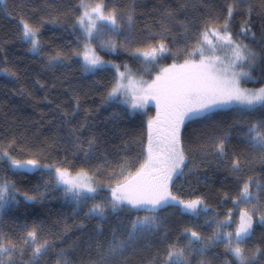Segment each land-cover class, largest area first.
<instances>
[{
  "label": "snow or ice",
  "instance_id": "6c2138e0",
  "mask_svg": "<svg viewBox=\"0 0 264 264\" xmlns=\"http://www.w3.org/2000/svg\"><path fill=\"white\" fill-rule=\"evenodd\" d=\"M0 5L10 20L19 17L16 38L52 75L51 83L37 78L34 86L51 91L59 85L58 95L67 97L42 98L54 105L43 140L39 129L31 137L0 133V264H47L46 257L54 264H192L195 256L197 264H214L209 252L221 244L222 264H264V0H230L223 17L212 14L210 0H201L198 7L208 11L192 19L184 0L162 4L155 9V31L136 29L137 0L111 7L108 0H78L63 19L55 14V0L29 15L25 0L14 2L12 11L7 0ZM236 14L245 18L233 33ZM46 24H59L73 39L46 40ZM121 55V63L106 58ZM74 62L82 78H93L87 90L67 72ZM112 70L111 80L96 79ZM93 91L100 103L86 107ZM149 105L155 115L147 118L145 141L144 121L137 120ZM37 123L43 126V118L32 126ZM112 138L121 140L124 153L118 169L107 158ZM61 143L65 158L53 160ZM209 169L226 174L222 187L231 185L220 198L221 204L231 201L226 213L201 196L184 198L176 187L186 177L207 180ZM37 174L36 183L22 190ZM53 200L70 205L72 213L62 228L58 218L56 231L45 232L40 215L51 212L43 206ZM167 209L173 212L162 215ZM176 214L208 216L211 235L193 225L171 240L168 217ZM258 226L260 243L252 247Z\"/></svg>",
  "mask_w": 264,
  "mask_h": 264
},
{
  "label": "trees",
  "instance_id": "16d2710c",
  "mask_svg": "<svg viewBox=\"0 0 264 264\" xmlns=\"http://www.w3.org/2000/svg\"><path fill=\"white\" fill-rule=\"evenodd\" d=\"M20 3L21 0H7L9 5V11H12L13 3ZM27 2L28 7L25 9V14H31V10L33 8H43L46 0H25ZM130 0H108L109 7L112 6V3L117 5H124L129 3ZM142 7L137 8V18L135 27L138 31H142L145 29V26L148 25L152 28L153 31L157 30L155 21L159 19V11L155 10L159 5H175L177 0H137ZM184 2L188 3L190 7L185 12V16L188 19H192L193 17L201 16V13L207 12L206 8H199V4L201 0H184ZM230 0H210L212 4V14L220 15L223 17L226 15V6ZM258 2V0H257ZM55 3L60 6L59 12L55 13L60 15V18L63 19V13L67 12L70 8H73L78 0H55ZM3 5H0L2 8ZM36 18H40V13L37 12ZM181 19L184 16L180 17ZM245 17L236 14L232 19V31L235 33L239 28L241 22ZM19 17L17 16L16 21L10 20L7 16L4 15L2 11H0V71L3 69H8L10 71H14L17 73L15 77L8 75L5 71L0 74V133L4 132L5 129H8L9 134L11 131L17 132H26V135L31 137L37 129L43 133L40 139L43 140L45 136L50 135V132L47 130V120L50 119V115H48L50 108L54 107V105L47 104L42 98L45 95L49 96V99L56 98L58 100L67 99V97L59 96L58 94L63 92V87L59 86L55 90H41L38 86H34V81L37 78H41L43 80H47L49 83L52 82L51 73L44 74V70L41 65L33 59L32 54L26 51V46L21 44V42L16 38V22ZM254 21L257 24V29L259 26V19L257 17H253ZM179 31L178 28L175 29ZM63 37V40H56L57 43H64L68 39H73V37L69 36L67 32H64L63 28L59 24H46L44 28V38L46 40H52L56 37ZM169 39H171L169 37ZM7 41V43H5ZM107 59H114L116 62L121 63L126 59L123 55L117 59L116 56H106ZM183 59V58H181ZM133 70L136 69V64L132 61H128ZM166 63H170L171 59L167 61H163ZM61 71H58L56 74L61 75ZM67 72L71 75L73 82H81L85 86V90L90 85L92 77H81V73L79 71V66L77 63H72L71 67L67 70ZM37 73H41V77L37 76ZM114 71L105 72L99 74L96 79H100L103 77L106 81L112 79ZM147 78V77H145ZM249 86H258L253 85L251 83ZM21 89L24 90V94L21 95ZM29 92H32L33 95L29 96ZM91 99L85 106L95 107L100 103V96L97 92L93 91L90 93ZM110 111V109H109ZM107 113L104 112L103 115ZM103 115H101V119H103ZM43 118L44 125L37 123L35 127L32 126L33 121H40ZM144 121V129H145V141L147 138L146 132V123L143 116L140 114L139 119L137 120V125H139V121ZM123 123V122H122ZM121 140L119 138H112L108 145V160L112 163L113 167H117L120 159L124 156V153L121 151ZM64 147L63 143H61L60 149L53 148L52 151V159L53 160H63L65 158V152L61 150ZM139 151V148L136 149ZM68 159L71 160L72 156L69 152L67 154ZM73 163L78 168L81 166L80 160H74ZM93 164L99 163L98 160L92 161ZM257 170H259L260 165L257 163ZM187 171V169H186ZM4 175V172L0 171V176ZM226 175L223 172H218L215 169H209L207 172L208 179H201L199 182L194 177H186L182 180L176 182V187L180 188V194L184 198L195 196L203 197L207 203L211 206V208L216 209L221 213H226L229 207H232L231 201L227 203L221 204L220 198L223 195V192L228 190L231 186L230 184L225 183L222 187L221 180L222 177ZM37 176L31 177V184L24 183L22 184V190H28L31 188L32 184H35L37 181ZM190 181L189 183H185L184 180ZM183 185V187H180ZM37 209H41V205L35 206ZM43 208L51 209V212L41 211L40 220L44 222L45 228L44 231L55 232L56 228H53L52 225L59 218L60 227H63L64 218L67 216H71L72 207L70 205H62L60 200H53L50 202H46ZM173 209H167L165 213L162 215H167L172 213ZM208 216L201 215L199 218L191 217L187 214L181 215H169L168 224L172 229L170 232L169 238L171 240H175L177 236L181 233L184 227L199 225L201 226L198 230L201 231L205 226V221L208 219ZM220 218H223L222 216ZM204 219V220H203ZM31 223V220L29 221ZM68 223L71 224L72 220L69 219ZM10 225L7 221L4 222V227L7 228ZM207 227V226H205ZM78 235V233H77ZM261 238V228L258 226L256 232L253 234L252 240L249 242L250 246L255 247L260 243ZM70 241L75 239V236H70ZM223 248L220 246L214 247L210 250L208 258L213 257L217 264H222L223 260L226 257L220 255L223 252ZM155 249H153V253ZM219 255V257H215ZM223 258V259H222ZM27 259V256L25 257ZM47 264H54V257H46ZM221 259V262H220ZM214 263V264H216ZM41 264H45V261H41Z\"/></svg>",
  "mask_w": 264,
  "mask_h": 264
},
{
  "label": "rangeland",
  "instance_id": "374dc122",
  "mask_svg": "<svg viewBox=\"0 0 264 264\" xmlns=\"http://www.w3.org/2000/svg\"><path fill=\"white\" fill-rule=\"evenodd\" d=\"M217 55H222V53H217ZM121 70H123V69H121ZM114 71V70H113ZM2 73H4V71H0V74H2ZM246 86H248V87H253V86H249V85H246ZM143 117H144V119H145V123L147 122V118H148V116L149 115H155V107L153 106V105H149L148 106V108H147V111L145 112V113H142L141 114ZM37 177H38V174L36 175ZM104 195V193L103 192H101L100 193V196L102 197ZM91 205L89 204V207H90ZM87 210V208H85V211ZM234 211H235V213H236V215H235V217H234V219H236V218H238V216H239V209L237 208V209H234ZM204 220V219H203ZM188 226V225H187ZM204 228L201 230V233L203 234V235H211V232H212V228L211 227H205V226H203ZM233 229H234V225H233ZM182 243H186V240H183L182 241ZM220 246V245H219ZM221 247L223 248V244H221ZM213 257H214V255H213ZM213 257H211L210 259L211 260H213L214 261V263H216L215 262V260L213 259ZM215 257H219V255H216ZM200 259V257L199 256H195L194 257V259H193V262H192V264H197V261ZM223 259V258H222ZM220 262H221V259H220ZM217 264V263H216Z\"/></svg>",
  "mask_w": 264,
  "mask_h": 264
}]
</instances>
